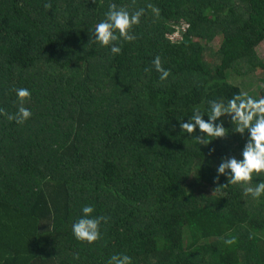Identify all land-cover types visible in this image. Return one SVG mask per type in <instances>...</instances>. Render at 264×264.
Listing matches in <instances>:
<instances>
[{
  "label": "trees",
  "instance_id": "1",
  "mask_svg": "<svg viewBox=\"0 0 264 264\" xmlns=\"http://www.w3.org/2000/svg\"><path fill=\"white\" fill-rule=\"evenodd\" d=\"M262 41L264 0H0V264H264Z\"/></svg>",
  "mask_w": 264,
  "mask_h": 264
},
{
  "label": "rangeland",
  "instance_id": "2",
  "mask_svg": "<svg viewBox=\"0 0 264 264\" xmlns=\"http://www.w3.org/2000/svg\"><path fill=\"white\" fill-rule=\"evenodd\" d=\"M186 27L185 23H181V27L179 30H183ZM178 35L174 37L177 38ZM219 43V36L216 37L210 44L208 45V50L206 52L205 59L209 60V54L212 53L213 50L216 49L217 45ZM256 54L257 57L260 60H264V41H262L257 47H256ZM239 69V72H231L230 75L228 76V79L231 83L239 85L243 92H248L250 90L255 89V87L259 84L260 78L264 75L263 72L260 70H255L253 72H250L249 65L245 66H237V71ZM245 72H250V73H245Z\"/></svg>",
  "mask_w": 264,
  "mask_h": 264
}]
</instances>
